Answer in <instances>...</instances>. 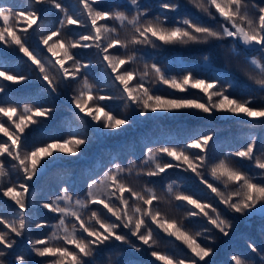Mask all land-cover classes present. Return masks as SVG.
I'll return each mask as SVG.
<instances>
[{"label": "snow or ice", "instance_id": "obj_1", "mask_svg": "<svg viewBox=\"0 0 264 264\" xmlns=\"http://www.w3.org/2000/svg\"><path fill=\"white\" fill-rule=\"evenodd\" d=\"M97 2L78 0L80 11L75 14H70L60 0H27L22 8L0 5V46L22 53L38 70V78L47 85L46 90H50V94L72 83L77 84L70 103L78 110L77 119L84 129L107 135L123 131L137 116L147 119L149 113L187 112L244 117L246 120L242 123L253 121L264 125V106H253L252 96L238 91L240 85L236 78L210 62L213 79L201 78L191 71L179 77L169 76L155 63L149 65L145 62L142 72L128 67L137 63V46L157 47V41L162 45L228 41L227 45L220 46L229 47L234 57L245 56L250 70L249 79L264 91V0L260 3L256 0H188L212 23L182 18L171 26L166 23L167 16L148 18L149 9L142 6L140 0H128L130 7L126 10H103L95 7ZM159 7L165 12H178L182 5L165 0ZM52 9L60 14L56 17L59 26L47 29L42 21ZM109 21L111 23H107ZM213 23L218 27H213ZM72 26L85 31L75 32ZM35 35H39L40 44L47 49L50 59L42 61L31 49L28 41ZM77 50L86 54L94 50L95 60L100 65L98 76L94 71H88L92 68L91 61L83 62ZM204 59L209 60L207 56ZM150 76L179 93L198 89L206 99L156 94L149 86ZM29 79L27 75L0 70V81L18 85ZM93 79L96 84L90 82ZM98 84L113 87L131 115L118 116L102 103L115 97L104 93ZM5 91V85L0 83V93ZM246 95L248 98H243ZM52 113L50 106H0V136L6 138L0 141V157L9 158L13 162L11 168L17 173V180H9L5 185L10 173L6 162L0 160V193L19 210L18 221L9 222L0 217V225L7 230L0 231V264H9V252L5 250L13 249L17 242L15 238L23 237L33 224L37 229L49 227L27 217L29 185L26 182L32 181L40 169L51 162L48 158L57 160L60 158L57 154L76 157L89 142L85 131L84 134L73 133L67 138L27 148L24 143L26 129L41 123L40 118H50ZM214 135L210 131L194 135L187 142H182V146L148 148L139 164L130 161L128 166H123L113 161L98 179L88 178L87 191L82 197L68 187L62 188L51 202L41 205L56 218V223L50 226V234L29 240L31 252L40 258L37 264H97L98 254L109 246L119 253H123L120 245L136 252L142 251L132 238L139 245L154 249L158 239L156 229L179 241L190 253V256L173 257L152 250L150 255L157 261L163 264H210L206 258L214 255L213 237H206L209 244H201L197 238L203 233L192 234L182 223L162 211L159 205L171 197L181 202L176 204V208H183L187 217L202 216L212 229L225 237L229 236L232 221L225 218L213 202L176 191L172 184L166 186L164 195H158L156 188L150 185L157 182L153 178L162 179V174L169 169L190 171L231 213L246 216L258 212L264 217V150L257 154L256 138L251 137L246 146L210 163L208 149ZM162 157L169 159L163 160ZM233 158L237 163L248 161L252 167L245 170L242 164L234 166ZM202 169H206L211 181L216 183L206 179ZM131 177H135L137 182L145 178L143 187H133L128 182ZM204 231L209 232L210 229ZM248 248L260 255V264H264V255H261L264 248L254 244H249ZM14 264H29V261L18 255ZM109 264H120V261H109ZM230 264L252 262L245 254H234Z\"/></svg>", "mask_w": 264, "mask_h": 264}, {"label": "trees", "instance_id": "obj_2", "mask_svg": "<svg viewBox=\"0 0 264 264\" xmlns=\"http://www.w3.org/2000/svg\"><path fill=\"white\" fill-rule=\"evenodd\" d=\"M60 2L69 9L70 14L80 11L78 0H60ZM162 2H165V0H140L141 5L149 9L148 18H153L157 15L161 17L167 16L168 21L166 23L169 26L182 18H196L203 22L212 23L207 16L198 12L192 4H189L188 0H167V2L180 3L182 5L178 12H165L159 7ZM256 2L260 3L261 0H256ZM26 4L27 0H0V5L13 8H22ZM95 7L103 10L112 8L126 10L130 5L128 0H98ZM58 15L60 14L55 13V10L52 9L44 16L42 22L47 26V29L59 26L56 19ZM107 23H111V21ZM212 26L218 27L214 23ZM72 30L75 32L85 31V29L76 28L75 26H72ZM65 32H67V29H65ZM76 38L78 39V36ZM28 43L42 61L51 58L47 49L40 44L39 35H35ZM156 43L157 47L150 45L137 46V63L128 67L142 72L145 62L149 65L155 63L169 76L179 77L191 71L201 78L213 79V73L209 69L210 62L215 68L221 69L236 78L240 85L238 91H244L251 95L254 100L253 106H264V91L259 90L254 82L249 79L250 70L245 62V56L234 57L230 54L229 47L220 46L221 44L227 45L228 41H212L209 44L187 45H162L158 41ZM77 51L83 62L91 61L92 68L88 71H94L98 76L100 65L95 60L94 50H91L90 54ZM205 56L209 60L206 61L204 59ZM0 70L30 77L29 80L18 85L0 81L6 88L4 93H0V106L22 107L24 104H30L53 108L50 118L46 120L40 118L41 123L31 125L26 129L24 143L27 148L51 142L55 139L67 138L73 133L84 134L85 131L89 141L83 148V152L76 157L57 154L60 157L57 160L52 161L51 158H48L51 162L44 165V169L39 171L37 177H34L32 181L26 182L29 185L27 208L25 210L27 217L32 222L43 223L49 227L37 229L33 224V227L26 231L23 237L15 238L17 242L13 249L5 250L9 252V264H14L18 255H23L29 261V264H37L40 258L35 257L31 252L29 240L45 238L51 232L50 226L56 223L54 214L48 213L41 205L44 202H51L64 187H68L77 196L82 197L87 191L88 178L98 179L99 175H102L103 170L111 167L113 161L121 163L123 166H128L130 161H135L139 164L148 148L182 146V142H187L194 135L205 134L210 131L215 134L214 141L210 142L208 149L210 163L223 158L226 153L246 146L247 142H250L251 137L256 138L257 154H259L260 150H264V125L253 121L242 123L241 121L246 120V118L221 114L207 116L198 112L177 114L149 113L147 114V119L137 116L123 131L100 135L99 133H94L91 129H84L77 119L78 110L70 103L77 84L72 83L68 87L60 88L57 93L50 94V90H46L47 85L38 78L39 73L38 70H35V66L17 49L5 48L4 46H0ZM149 80V86L153 88L156 94L204 98L198 89H188L185 93H179L168 89L166 85L159 84L154 76H150ZM90 82L96 84L95 79ZM110 84L111 81H109ZM97 87L103 88L104 93L115 97L111 101L102 103L107 104L116 115H131V112L125 109L124 101L119 98L113 87L103 84H98ZM243 98L248 97L246 95ZM79 115L83 116V113H79ZM84 119L87 120L88 118L84 117ZM78 129L79 132H77ZM5 139V137L0 136V141ZM162 159L168 160L169 158L162 157ZM0 160L6 162L7 170L10 173L5 185L8 184L9 180L16 181L17 173L11 168L13 162L5 157H0ZM172 163H175V161H172ZM232 163L234 166L242 164L245 170L252 167L248 161L237 163L236 158L232 159ZM201 171L206 179L216 183L211 181L206 169ZM144 179L141 178L137 182L135 177H131L128 182L139 189L143 187ZM153 179L157 182L155 185L150 186L156 188L158 195H164L166 186L172 184L176 191L213 202L221 214L232 221L233 226L229 236L225 237L218 230L212 229V226L202 216L187 217L183 208L179 210L176 208V204L181 202H176L171 197H167L166 201L159 205L162 211L170 218L182 223L192 234L196 232L203 233L202 236L197 238L201 244H209V240L206 237H213L211 246L215 252L213 256L206 258L210 264H230V258L234 254H245L249 256L252 264H260V255L252 253L248 245L254 244L258 248H264V217L250 218L248 220L247 215L240 216L239 214L231 213L223 205L219 204L218 198L200 183L199 177L190 171H182L179 168L169 169L165 174H162V179L159 177ZM220 187L222 188L223 185H220ZM101 211L103 212L104 210L101 209ZM18 212L19 210L16 206L0 193V217L9 222L18 221ZM205 229H210V231L205 232ZM0 231L7 230L3 228V225H0ZM156 233L158 239L154 249L139 245V242L132 238L143 249L142 251L136 252L126 245H120L119 247L123 249V253H119L112 251V247L109 246L102 249L98 254L97 264H109V261L115 262L117 260L120 261V264H163L162 261H157L150 255L152 250L173 257H183L185 254L190 256L188 249L179 241L166 236L158 229H156ZM261 255H264V253H261Z\"/></svg>", "mask_w": 264, "mask_h": 264}, {"label": "rangeland", "instance_id": "obj_3", "mask_svg": "<svg viewBox=\"0 0 264 264\" xmlns=\"http://www.w3.org/2000/svg\"><path fill=\"white\" fill-rule=\"evenodd\" d=\"M158 114H161V113H158ZM94 126H95V125H93V127H94ZM44 167H45V166H43L41 169H44ZM41 169H40V170H41ZM29 202H31V201H29ZM258 217H261L260 214H259L258 212H255V214H248V215H247V219H248V220H249L250 218H258Z\"/></svg>", "mask_w": 264, "mask_h": 264}]
</instances>
